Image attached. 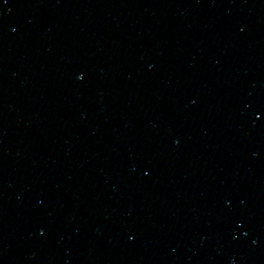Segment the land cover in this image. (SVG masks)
I'll use <instances>...</instances> for the list:
<instances>
[{
    "label": "water",
    "instance_id": "95a60500",
    "mask_svg": "<svg viewBox=\"0 0 264 264\" xmlns=\"http://www.w3.org/2000/svg\"><path fill=\"white\" fill-rule=\"evenodd\" d=\"M0 264H264V0H0Z\"/></svg>",
    "mask_w": 264,
    "mask_h": 264
}]
</instances>
